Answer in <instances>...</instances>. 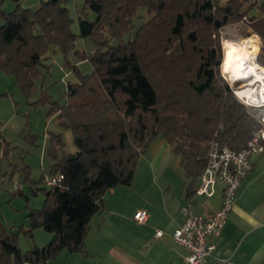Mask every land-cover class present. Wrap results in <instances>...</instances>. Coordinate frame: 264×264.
Wrapping results in <instances>:
<instances>
[{
    "label": "trees",
    "instance_id": "trees-1",
    "mask_svg": "<svg viewBox=\"0 0 264 264\" xmlns=\"http://www.w3.org/2000/svg\"><path fill=\"white\" fill-rule=\"evenodd\" d=\"M3 2L0 71L13 75L25 94L36 88L49 45L68 54L77 37L92 36L96 49L76 50L93 71L85 74L75 65L78 81L68 83L66 103L54 106L78 150L65 151L61 132L52 136L51 174L64 178L46 191L41 208L26 215L28 237L36 228L53 237L22 251L18 233L0 221V264L44 263L64 249L85 253L84 239L92 217L105 207V193L132 184L139 158L158 135L181 156L189 197L213 140L240 150L262 128V109L242 103L221 70V30L246 15L250 0H84L77 8L79 32L72 28L69 0H44L35 10L13 0L10 11ZM141 6L149 19L127 40ZM254 7L261 14L250 25L264 40V0L249 9ZM260 61L264 65V54Z\"/></svg>",
    "mask_w": 264,
    "mask_h": 264
},
{
    "label": "crops",
    "instance_id": "crops-1",
    "mask_svg": "<svg viewBox=\"0 0 264 264\" xmlns=\"http://www.w3.org/2000/svg\"><path fill=\"white\" fill-rule=\"evenodd\" d=\"M25 1L22 0L21 5L31 8L25 5ZM72 135L70 129L64 130V136L69 141L73 139ZM160 136L150 143L149 149ZM163 139L154 145L155 149H159L154 156H148V149L139 158L131 185H120L105 193V207L92 217L84 239L86 252L64 249L49 260L57 264H182L188 250L173 237L174 230L185 219L181 209L188 205L195 214L219 209L224 186L218 181L213 195L200 196L196 192L200 185L199 177L195 182V192L187 197L191 180L186 175V180L179 176L178 188L173 183L176 176H165L168 169L164 166L165 157L172 149ZM76 148L75 145L72 153L78 150ZM252 160V169L241 181L225 226L218 237L210 238L215 247L207 264H264V150L253 154ZM142 161L147 163L148 171L141 168ZM139 169H142L141 176H138ZM159 171L162 172L161 176ZM133 185L137 186L135 192L131 190ZM140 209H146L149 213L145 222H139L134 217ZM130 224L136 226L131 229L132 232L127 230ZM158 229L163 231L160 236L156 234ZM59 257H63L61 262Z\"/></svg>",
    "mask_w": 264,
    "mask_h": 264
},
{
    "label": "rangeland",
    "instance_id": "rangeland-1",
    "mask_svg": "<svg viewBox=\"0 0 264 264\" xmlns=\"http://www.w3.org/2000/svg\"><path fill=\"white\" fill-rule=\"evenodd\" d=\"M42 1L44 0H26L25 5H29L31 9L35 10L39 8ZM254 1L256 0H250L249 4L247 3L243 7L245 10L243 12H246L244 17L235 21V23L226 25L221 30L220 39H222L223 45L222 52L225 54V39L242 43L248 37L254 38L259 44V50L256 54L258 64L264 66L260 61L264 54V40L259 34L254 33L250 25L252 22L251 17L261 14L257 7L249 9L250 4ZM258 1L261 2L262 0ZM82 4H84V0H69L67 5L73 19H75L72 26L74 32H79L77 8L82 7ZM13 5V0H4L1 8L10 11L13 9ZM147 15L146 7L141 6L138 8L137 17L134 21L135 27L131 33L125 36L127 40L134 36L135 28H138L149 19ZM3 22V18L0 16V25ZM118 42L117 39H114L111 43L116 45ZM75 45V50L68 54H65L59 45H49V51L42 58L43 61L39 65L40 73L36 79V88L30 94H25L15 84L13 75L0 71V221L6 230L12 229L15 233H18L19 245L22 251L30 249L33 245L43 246L53 237L52 233L43 228H36L33 231V237H28L24 230L29 226L26 215L31 209L43 206L46 191L51 188L47 185L45 179L52 175L51 168L54 159L48 150L52 136L55 133H62L64 148L67 152H72V148L75 146L73 139L69 141L64 136V130L67 128L59 123L60 112L55 111L54 106L57 103L61 105L66 103L68 83L78 81V76L73 71L75 65L85 74L93 71L92 63L89 60H81L76 50L92 52L96 49V44L92 36H79ZM222 74L223 78L229 77L223 70ZM163 138L161 135L155 142L164 140ZM154 145H152V148H148L150 150L148 156H154L155 152L159 150L155 149ZM58 154L62 155L63 150L59 149ZM165 158L164 166L168 168L165 176H176L173 178V183L178 188L179 176H183L186 180L184 169L180 165L181 158L179 155L174 154L173 150ZM144 162L142 161L141 168L147 169L148 165ZM140 170L142 169H139V172ZM160 170L162 171L163 167ZM161 171L158 172L159 176H161ZM27 174H29L30 181H26ZM144 175L147 176V174ZM43 176L45 177L44 180H42ZM138 176H141V172ZM138 182L139 179L136 183L138 184ZM32 187H38L36 189L38 191L37 195L34 194ZM136 187V185H133L132 192H135ZM131 226L127 228L129 232H132L131 229L136 228L135 225L132 226L133 228ZM0 229H2V226H0ZM62 259L63 257H59V262ZM45 264L57 263L54 260H49Z\"/></svg>",
    "mask_w": 264,
    "mask_h": 264
},
{
    "label": "built area",
    "instance_id": "built-area-1",
    "mask_svg": "<svg viewBox=\"0 0 264 264\" xmlns=\"http://www.w3.org/2000/svg\"><path fill=\"white\" fill-rule=\"evenodd\" d=\"M256 61L257 56L255 57ZM263 77L257 79L256 75L241 78L243 83L235 84L234 80L225 77L233 88L237 97L247 106H255L262 109V128L256 132L249 141L247 147L234 149L227 144H222L217 140L210 143L206 166L200 176V185L196 192L200 196H211L215 192L216 185L223 183L222 203L219 209L206 214H195L188 205L181 209L185 214V219L174 230L173 237L179 244L188 250V255L182 264H207L215 243L210 240L212 236L218 237L219 233L228 220L229 213L234 207L237 194L244 180L253 166V154L263 152L264 145V66H260ZM244 91L240 93V91ZM246 90V91H245ZM64 175L57 173L45 179L49 186L61 184ZM149 213L146 209L136 211L134 217L139 222H145ZM157 235H162L163 231L156 230ZM26 264H35L27 262Z\"/></svg>",
    "mask_w": 264,
    "mask_h": 264
},
{
    "label": "bare ground",
    "instance_id": "bare-ground-1",
    "mask_svg": "<svg viewBox=\"0 0 264 264\" xmlns=\"http://www.w3.org/2000/svg\"><path fill=\"white\" fill-rule=\"evenodd\" d=\"M253 37V36H252ZM224 60L222 70L235 84L243 83L240 79L256 75L257 79L262 78L263 74L255 57L259 50V44L254 38L248 37L242 43L224 40ZM246 91V90H245ZM244 91H240L243 93Z\"/></svg>",
    "mask_w": 264,
    "mask_h": 264
}]
</instances>
